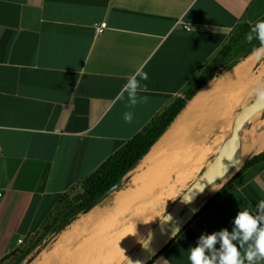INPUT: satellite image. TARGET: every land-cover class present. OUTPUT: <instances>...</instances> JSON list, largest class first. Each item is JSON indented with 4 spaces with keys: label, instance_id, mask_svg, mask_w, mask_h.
<instances>
[{
    "label": "crops",
    "instance_id": "crops-1",
    "mask_svg": "<svg viewBox=\"0 0 264 264\" xmlns=\"http://www.w3.org/2000/svg\"><path fill=\"white\" fill-rule=\"evenodd\" d=\"M262 20L264 0H0V264ZM233 177L150 264H264V161Z\"/></svg>",
    "mask_w": 264,
    "mask_h": 264
},
{
    "label": "rangeland",
    "instance_id": "rangeland-1",
    "mask_svg": "<svg viewBox=\"0 0 264 264\" xmlns=\"http://www.w3.org/2000/svg\"><path fill=\"white\" fill-rule=\"evenodd\" d=\"M257 52L249 59L239 60L232 72L226 67L219 70L216 79H222L212 80L189 102L201 92H210L188 124L170 138L169 147L152 163L143 162V169L136 174L135 182L126 187V193L110 197L89 213H81L60 232H50L42 237L41 228L23 246L27 248L41 237L38 246L21 264L124 262L212 159L222 143L220 133L224 124L234 120L240 108L264 83V47ZM263 120L264 112H261L247 123L243 144L244 135L251 129L257 133L251 136L249 145L253 140L259 143L264 139ZM231 125L225 127V134ZM260 151L264 150L256 149V152Z\"/></svg>",
    "mask_w": 264,
    "mask_h": 264
},
{
    "label": "trees",
    "instance_id": "trees-1",
    "mask_svg": "<svg viewBox=\"0 0 264 264\" xmlns=\"http://www.w3.org/2000/svg\"><path fill=\"white\" fill-rule=\"evenodd\" d=\"M263 47L264 20L256 25L246 26L240 29L237 34L230 38L229 42L212 60L210 69L197 79L184 97L177 99L172 105L157 114L140 132L134 135L112 156L105 160L99 168L85 177L78 186L72 187L67 193L60 197L56 211L48 216L42 227V237L47 233L60 232L65 229V227H67L80 213L85 211L91 203L122 178L148 151L152 144L173 124L189 105V102L214 77L218 76V74L216 75V71L221 66L228 65L227 71L229 72V70L238 64L239 60L246 59ZM261 161H264V151L248 160L243 166V169ZM233 179L234 177L213 196L198 214L207 205L225 193L231 186ZM40 241L41 237L37 238L27 248H24V244H21L6 255L4 261L9 260L8 264H21L38 246ZM161 252L162 250L158 254ZM156 256L153 259H155ZM153 259L148 264H150Z\"/></svg>",
    "mask_w": 264,
    "mask_h": 264
},
{
    "label": "water",
    "instance_id": "water-1",
    "mask_svg": "<svg viewBox=\"0 0 264 264\" xmlns=\"http://www.w3.org/2000/svg\"><path fill=\"white\" fill-rule=\"evenodd\" d=\"M262 106H264V83L255 96L237 113L230 135L221 143L219 149L204 167L202 173L191 183L181 197L174 202L170 209L162 215L155 225H153L150 231L146 233L122 264H148L198 214V212L248 160L262 152H256L252 147L246 149L242 147L241 142L244 124L250 119L254 111L262 108ZM160 138L152 144L148 151L122 178L99 196L83 212H87L92 207L100 205L112 196L117 197L120 194L126 193L128 191L126 187L135 182L136 174L140 173L143 169V161ZM238 165L239 167L236 171L219 187H216L217 182ZM198 200H200L198 203L192 205V202Z\"/></svg>",
    "mask_w": 264,
    "mask_h": 264
},
{
    "label": "bare ground",
    "instance_id": "bare-ground-1",
    "mask_svg": "<svg viewBox=\"0 0 264 264\" xmlns=\"http://www.w3.org/2000/svg\"><path fill=\"white\" fill-rule=\"evenodd\" d=\"M235 81H236V79H235ZM241 90H242V88H241ZM210 94V92L209 91H205V92H201V94L200 95H198L188 106H187V108L178 116V118L174 121V123L170 126V128L165 132V134L160 138V140L155 144V146L153 147V149H152V151L147 155V157L145 158V160L143 161V162H145V161H147L148 159H149V161H150V159H155L157 156H158V154H160V152H162L163 150H165V148H168L169 147V141H170V138L171 137H173V136H175L179 131H180V129L182 128V127H185L186 126V124H188V122L190 121V119L196 114V112H197V110L199 109V107L201 106V104H202V102L207 98V96ZM204 103V102H203ZM244 106V105H243ZM242 106V107H243ZM241 107V108H242ZM240 108V109H241ZM240 111V110H239ZM238 111V112H239ZM237 112V113H238ZM261 112H264V106H262V108H260V109H258V110H256V111H254V113L252 114V116L250 117V119L244 124V126H243V131H242V135H241V142H242V136H243V133H244V129H245V126L247 125V123L249 122V121H251V120H254L258 115H260V113ZM237 113H236V115H237ZM236 117V116H235ZM234 120H235V118H234ZM234 120L233 121H230V122H227V123H225L224 124V126H223V128H222V131H221V133L220 134H222V135H220V139L222 140V142L230 135V132H231V130H232V127H233V125H231V128H230V130H228V132L225 134V132H224V129H225V127L228 125V124H234ZM262 123L264 124V120L262 121ZM255 133H257L256 132V130H249L248 132H247V134H246V136L244 135V138H245V140H244V144H243V142H242V147H244V148H246V149H248V148H250V147H252L255 151H256V149H260V150H264V139H262V141L261 142H259L258 143V141H256V140H253L252 142H251V144L249 145V141H250V138H251V136L252 135H254ZM222 137H223V139H222ZM254 138V137H253ZM192 139V138H191ZM188 140V139H187ZM189 140H190V138H189ZM239 165H241V164H239ZM239 165L238 166H236L233 170H231L229 173H227L226 175H224L218 182H217V184H216V187H219L223 182H225L230 176H231V174L232 173H234L235 171H236V169L239 167ZM202 173V172H201ZM200 173V174H201ZM199 174V175H200ZM191 185V184H190ZM188 189V188H187ZM186 189V190H187ZM185 190V191H186ZM184 191V192H185ZM183 192V193H184ZM182 193V194H183ZM181 197V196H180ZM179 197V198H180ZM178 198V199H179ZM200 200H198V201H194V202H192V205L193 204H195V203H198ZM174 204V203H173ZM172 204V205H173ZM95 207V206H94ZM94 207H92V208H94ZM91 208V209H92ZM91 209L90 210H88V211H91ZM170 209V208H169ZM87 211V212H88ZM89 213V212H88ZM88 213L87 214H85V216L81 219V220H79V221H77L76 223L78 224V223H80V222H82L84 219H85V217L88 215ZM138 245V244H137ZM132 253V252H131ZM129 257V256H128ZM127 257V258H128ZM122 263H124V262H122ZM121 263V264H122Z\"/></svg>",
    "mask_w": 264,
    "mask_h": 264
},
{
    "label": "built area",
    "instance_id": "built-area-1",
    "mask_svg": "<svg viewBox=\"0 0 264 264\" xmlns=\"http://www.w3.org/2000/svg\"><path fill=\"white\" fill-rule=\"evenodd\" d=\"M96 27V32L97 33H103L105 31V29L107 28V23L106 22H101V23H98L95 25ZM184 27L186 29H190V25L189 24H185ZM3 195L2 192H0V197ZM18 243L21 244L23 243V239L22 238H19L18 239Z\"/></svg>",
    "mask_w": 264,
    "mask_h": 264
}]
</instances>
